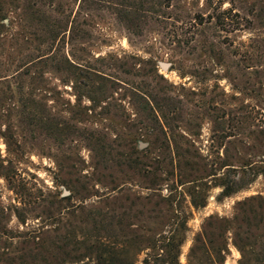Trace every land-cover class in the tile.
<instances>
[{"label":"rangeland","instance_id":"rangeland-1","mask_svg":"<svg viewBox=\"0 0 264 264\" xmlns=\"http://www.w3.org/2000/svg\"><path fill=\"white\" fill-rule=\"evenodd\" d=\"M143 2L0 0L4 258L94 264L101 209L140 262L264 264V0Z\"/></svg>","mask_w":264,"mask_h":264},{"label":"trees","instance_id":"trees-1","mask_svg":"<svg viewBox=\"0 0 264 264\" xmlns=\"http://www.w3.org/2000/svg\"><path fill=\"white\" fill-rule=\"evenodd\" d=\"M140 5L144 3L143 0H139ZM138 6V9H142V6ZM130 7L137 8L136 6L129 5ZM126 21H131V17L126 15ZM2 169V166L0 170ZM5 172L2 175L8 179L13 188H16L13 179L15 175L12 174L11 171L8 170L6 172V168H3ZM1 173V172H0ZM13 173V172H12ZM17 176V175H16ZM234 186H224L223 194L225 196H231L236 192ZM194 206H198L195 201H193ZM4 215V214H1ZM0 215V216H1ZM4 217V216H3ZM108 215L105 214L101 209L96 211L94 217L92 218V223L94 224L93 230L83 232V239L78 244H83L84 249L88 250L89 255H93L94 264H150L149 259L146 258L143 261H139L136 257L140 254V249L136 247V239L124 237V239L118 240L117 237L112 236L107 232L110 223H109ZM10 233V237L13 239L16 236H12V232L6 230ZM112 236L113 240L109 238ZM18 237H25L26 239L23 241L24 247L19 250L21 255L16 258H4V255L0 254V261H5L7 264H15L16 261L18 264H66V259L61 262L65 254L62 252L64 249L62 246H58L57 243L53 242L48 244L50 247L47 248V241L42 239L39 234L35 233H23L22 235H18ZM76 237V236H75ZM172 240L171 238H168ZM43 240V241H42ZM42 241V242H41ZM61 241H65L61 238ZM154 249L157 247V244H154ZM160 249L166 253V256L170 258V264H178V246L173 247L171 243H162ZM167 249L168 251H166ZM163 255L158 254L157 259L161 258ZM9 260L11 262H9Z\"/></svg>","mask_w":264,"mask_h":264},{"label":"water","instance_id":"water-1","mask_svg":"<svg viewBox=\"0 0 264 264\" xmlns=\"http://www.w3.org/2000/svg\"><path fill=\"white\" fill-rule=\"evenodd\" d=\"M164 67H167V65H164Z\"/></svg>","mask_w":264,"mask_h":264}]
</instances>
